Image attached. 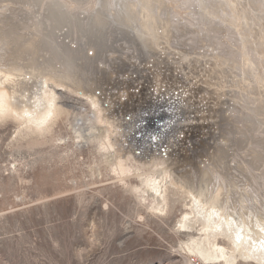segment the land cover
<instances>
[{
  "label": "bare ground",
  "instance_id": "6f19581e",
  "mask_svg": "<svg viewBox=\"0 0 264 264\" xmlns=\"http://www.w3.org/2000/svg\"><path fill=\"white\" fill-rule=\"evenodd\" d=\"M177 2L191 4L0 0V123L16 122L18 134L28 137L53 134L62 121L71 132L60 143L90 154L84 162L93 177L112 175L157 215H169L172 203L179 201L184 208L179 228L191 237L181 246L187 263L264 264V53L257 51L264 44V3L249 9L246 0H195L200 12H193L191 20ZM227 4L236 17L225 18L230 11L222 6ZM217 18L241 31L236 35L238 52L232 53L250 64L244 67L228 51L212 56L250 74V79L240 75L248 103L243 113L238 111L242 127L234 125L241 132L250 126V149L235 155L233 164L226 161L228 154L217 162L214 155L203 159L198 154L210 143L199 130L216 132L207 115L216 105L208 104L205 95L213 85L206 86V79L205 84L199 83L202 79L192 82L184 65L192 58L198 64L207 58L202 37L190 27L204 23V39L209 41L208 33L223 29L212 23ZM256 26L263 28L259 41L253 40ZM174 31L187 39L173 42L178 39ZM202 89L205 93L199 96Z\"/></svg>",
  "mask_w": 264,
  "mask_h": 264
},
{
  "label": "rangeland",
  "instance_id": "374dc122",
  "mask_svg": "<svg viewBox=\"0 0 264 264\" xmlns=\"http://www.w3.org/2000/svg\"><path fill=\"white\" fill-rule=\"evenodd\" d=\"M246 3L250 9L264 2L254 0L253 5L250 0L249 2L246 0ZM198 4H195V0H191V4L177 2L179 11L182 10L181 12H184L182 14L191 20L195 12V14L200 12ZM224 7L230 11L225 18L236 17L229 4L222 6ZM189 11H192L191 15L187 13ZM217 19H213L212 23L223 29H220L219 33H208L209 41L204 39L206 37L203 35L205 33L203 28L206 27L204 23L195 24L196 28L190 27V32L195 30L197 34H186L202 37L203 51H201H207L205 53L207 58H201L199 64L193 62L192 58V63L184 61V65L192 82L202 79L203 81L199 83L205 84L206 79L208 82L206 86L213 85L209 86L210 94H206L202 89L199 96L205 93L208 97L206 100L209 99L208 104L216 105L215 111L207 114L216 132L209 134L207 127L199 130V134L209 137L210 145L203 144L198 154L203 159L214 155L216 162L221 161L223 156L228 154L226 161L229 160L231 162L229 164H233L231 160L235 159L233 158L235 155H243L245 150L250 149L248 144L250 126L243 132H241L242 129L239 131V128H234V125L242 127L239 122L241 119L239 112L243 113L248 103L242 97L239 81L246 76L250 79V74L242 73V70L232 67L233 63L229 65V62L225 63L222 58L216 60L212 57L214 54H221L222 51L223 55H221L224 56L228 51L232 55L230 58L234 61L239 59L237 55H233L232 51L238 49L235 46H239L240 38L236 35L241 31L227 25L223 19ZM262 22L264 23V20ZM161 24L162 22H159L160 26ZM124 28L127 29L125 32H128V28L125 26ZM260 28L256 26L257 31L254 33L253 40H261L258 36L263 35L261 31L263 28ZM246 29L250 32V27ZM173 33L172 35L176 34L175 37L178 35V39L174 38L176 40L173 39V42L178 43L187 39L183 40L175 31ZM212 34H214L213 37H211ZM220 39L225 43L219 44ZM214 44L218 46L216 49ZM185 46L187 49L191 48L190 45ZM263 46L264 44L257 47V51L264 53ZM208 53L210 54L207 56ZM256 54L257 60H260L261 57ZM238 61L244 67H248L247 64L250 65L248 62L245 64L241 57ZM240 75H243L242 78ZM236 80L237 82L233 83ZM228 81L230 84H227ZM170 82L175 85L174 82ZM231 82L234 85H231ZM214 86L218 88L213 89ZM225 87H227L226 90ZM254 87V90L259 92L260 89L256 84ZM196 93L199 92L196 90ZM236 94L241 97L240 101L243 100L242 102L246 103H240ZM195 99L199 100V97ZM60 124L63 126L56 128L53 134L46 136L33 134L22 137L17 132L16 122L0 123V264H189L186 262L189 256L183 254L181 246L191 237L186 231L180 230L178 224L184 209L182 204L179 201L172 203L169 215H157L139 204L134 195L125 191L126 188L115 182L116 179H111L112 175L104 173L102 178L93 177L88 163L84 162V160L90 161V154L77 151L76 148L67 149L60 143L59 138L68 137L71 132L68 124L62 121ZM60 132L63 134L61 135ZM254 133L256 134L255 131ZM245 173L250 177V171L247 168ZM191 261L194 262L193 259ZM195 264L206 263L199 260ZM239 264L259 263L250 261V263L240 262Z\"/></svg>",
  "mask_w": 264,
  "mask_h": 264
}]
</instances>
